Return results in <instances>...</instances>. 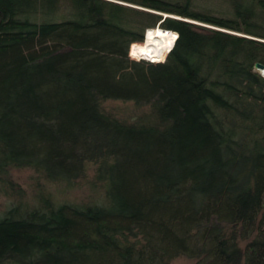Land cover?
I'll return each mask as SVG.
<instances>
[{"label":"trees","instance_id":"trees-1","mask_svg":"<svg viewBox=\"0 0 264 264\" xmlns=\"http://www.w3.org/2000/svg\"><path fill=\"white\" fill-rule=\"evenodd\" d=\"M222 1L0 0V264H264V0Z\"/></svg>","mask_w":264,"mask_h":264},{"label":"rangeland","instance_id":"rangeland-1","mask_svg":"<svg viewBox=\"0 0 264 264\" xmlns=\"http://www.w3.org/2000/svg\"><path fill=\"white\" fill-rule=\"evenodd\" d=\"M202 3L210 6V7H222L226 3L222 0H201ZM159 27H156L153 30H150L147 32L146 38H155L156 35H160L162 38H164L167 41H170V36L165 33L161 32ZM146 32V31H145ZM144 45V41H143ZM131 46V45H130ZM130 46L128 49V56L133 60H141L144 59L142 55L139 54V57H132L130 56ZM143 49V47H142ZM167 55V54H166ZM166 55L161 61L156 62H163L166 58ZM156 59H159L161 57H154ZM153 62V61H151ZM155 62V63H156ZM108 105L112 106H120L125 107L129 104L120 103V102H109ZM9 181L13 184V187L10 188L7 186V183L0 182V214H2L7 208L14 205V203H18L21 201L23 204L30 203L33 199V196L35 195L34 192V186H33V173L30 171V169L21 168V169H11L7 174ZM47 189V188H46ZM53 194L56 196H62V198H66L68 200L72 201H87L91 199L92 194H89V192L86 191L84 186H78L73 188L71 191H67L65 194L57 191V188L55 186H51L48 188ZM64 194V195H62ZM170 264H189L190 260L186 257H173L169 261ZM97 264H118L115 263V261L111 259H107L101 263Z\"/></svg>","mask_w":264,"mask_h":264},{"label":"water","instance_id":"water-1","mask_svg":"<svg viewBox=\"0 0 264 264\" xmlns=\"http://www.w3.org/2000/svg\"><path fill=\"white\" fill-rule=\"evenodd\" d=\"M169 31H171V30H169ZM173 32H174V31H173ZM175 34H177V33L175 32ZM144 40H145V34H144V37H143V41H144ZM143 41H142V42H143ZM142 42H141V43H142ZM173 44H174V43H173ZM171 48H172V47H171ZM171 48H170V49H171ZM170 49H169V51H170ZM255 68H256V69H259V70H262V69H264V66H263L262 64H260V63H256V64H255Z\"/></svg>","mask_w":264,"mask_h":264},{"label":"built area","instance_id":"built-area-1","mask_svg":"<svg viewBox=\"0 0 264 264\" xmlns=\"http://www.w3.org/2000/svg\"><path fill=\"white\" fill-rule=\"evenodd\" d=\"M258 72L264 78V69L263 70H258Z\"/></svg>","mask_w":264,"mask_h":264},{"label":"bare ground","instance_id":"bare-ground-1","mask_svg":"<svg viewBox=\"0 0 264 264\" xmlns=\"http://www.w3.org/2000/svg\"><path fill=\"white\" fill-rule=\"evenodd\" d=\"M172 46H173V45H172ZM172 46H171V47H172ZM139 57H141V56H139Z\"/></svg>","mask_w":264,"mask_h":264}]
</instances>
